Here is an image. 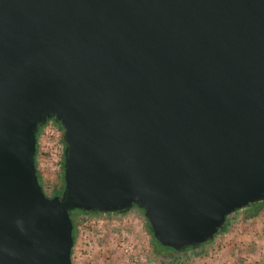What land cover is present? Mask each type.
<instances>
[{
  "label": "water",
  "instance_id": "obj_1",
  "mask_svg": "<svg viewBox=\"0 0 264 264\" xmlns=\"http://www.w3.org/2000/svg\"><path fill=\"white\" fill-rule=\"evenodd\" d=\"M260 201L264 0H0V264H70L72 210L135 206L180 252Z\"/></svg>",
  "mask_w": 264,
  "mask_h": 264
},
{
  "label": "rangeland",
  "instance_id": "obj_2",
  "mask_svg": "<svg viewBox=\"0 0 264 264\" xmlns=\"http://www.w3.org/2000/svg\"><path fill=\"white\" fill-rule=\"evenodd\" d=\"M36 150V173L43 169L38 163L43 162L39 159L41 150L49 152L53 148L51 141L37 137ZM51 168V166H48ZM58 169V170H57ZM45 181L52 187L59 183L60 166L54 170H45ZM244 208L235 210L228 216V224L224 231L215 234L212 241L200 246L198 251L189 249L180 257H176L175 252H169L167 256L157 253L151 245V238L147 232V226L141 210L131 208L125 212L129 220L126 227L130 231L132 240L136 243V249L142 254L143 264H264V209L252 217L245 219ZM94 213H87L85 218L80 212H74L72 217L76 221V235L72 244L71 262L72 264H81L85 262L83 256V247L85 245L84 235L92 237V244L95 247L93 257L96 264L100 258L101 264H127L126 256L122 253L119 245L116 244V238L112 234L113 230L105 225L98 227L90 222L95 217ZM241 231L245 233V238L239 241L236 252L228 250L225 246L230 241L234 242L235 236ZM86 233V234H84ZM250 233V237L247 234ZM247 238V239H246ZM223 248V251L220 249ZM230 249V247H227ZM220 250V251H219ZM153 257V259L151 258ZM99 262V261H98Z\"/></svg>",
  "mask_w": 264,
  "mask_h": 264
},
{
  "label": "built area",
  "instance_id": "obj_3",
  "mask_svg": "<svg viewBox=\"0 0 264 264\" xmlns=\"http://www.w3.org/2000/svg\"><path fill=\"white\" fill-rule=\"evenodd\" d=\"M38 136L41 140L47 139L51 141L53 148L47 152L46 150H41L39 159L43 162L38 164L43 167L42 170L38 171L40 181L42 184V190L50 194L54 187L50 186L45 180L46 173L45 170H54L60 166L61 156L63 151V144L61 142V131L57 125L54 124H44L42 125ZM37 153V152H36ZM51 166V168H48ZM58 170V169H57ZM85 218L86 213H81ZM129 217H126L125 213H109V214H96L94 218L90 220L91 223L97 225L98 227L106 226L113 230V235L116 238V244L119 245L122 253L126 256L127 264H143L142 254L136 249V243L132 240L130 231L126 227V222ZM86 234V233H84ZM85 245L83 249V256L85 257V262L81 264H96V259L93 257L95 247H93L92 237L84 235ZM71 261V259H70Z\"/></svg>",
  "mask_w": 264,
  "mask_h": 264
},
{
  "label": "trees",
  "instance_id": "obj_4",
  "mask_svg": "<svg viewBox=\"0 0 264 264\" xmlns=\"http://www.w3.org/2000/svg\"><path fill=\"white\" fill-rule=\"evenodd\" d=\"M52 120H53V119H52ZM53 121H54V120H53ZM54 122H55V121H54ZM57 126L59 127V129H60V131H61L60 126H59L58 124H57ZM41 127H42V126H39L38 129H37V132H36V135H35L36 141H37V137H38V134H39V131H40ZM36 150H37V144H35V153H34V159H35V160H34V164H35V167H36ZM62 158H63V156H61V162H60V175H59V183H58V185H60V190H59V191L62 190V179H61V173H62V171H61V170H62ZM36 174L38 175V172H37ZM38 182H39V180H38ZM133 208H136V209H137V207H133ZM261 209H264V201H260V202H256V203L248 204V205L244 208L245 213H244L243 217H244L245 219L252 218V217H254V216L258 213V211L261 210ZM138 210H139V209H138ZM141 211H142V210H141ZM74 212L84 213V212H81V211H78V210H72V211H70V213H69L70 218H71V222H72L71 235H72L73 243H74V239H75V235H76V226H77L76 221H75V220L73 219V217H72V215H73ZM125 212H126V211H122V212H118V213H125ZM87 213H94V214H98V215H99V213H96V212H86V214H87ZM227 218H228V217H227ZM144 222H145V224H146V226H147V232H148V234H149V236H150V238H151V245H152L153 249L156 250L157 253H159V252L162 251V250L177 253L176 251H174V250H173L172 248H170V247H166V246H162V245H160V244L156 241V239L152 236V233H151V230H150L149 224H148V222L146 221L145 218H144ZM227 224H228V219H226L224 225L222 226V228H221L217 233H220V232L224 231L225 228H226V225H227ZM217 233H216V234H217ZM214 236H215V234L213 235L212 239L214 238ZM212 239H211L210 241H212ZM210 241H208V242H210ZM208 242H206V243H208ZM73 243H72V244H73ZM206 243H203V244H206ZM203 244L197 245V246H195V247H186L184 250H187V249H197V248H199L200 246H202ZM184 250H182V251H180V252H183ZM71 252H72V247H71V249H70V259H71ZM70 264H72L71 261H70Z\"/></svg>",
  "mask_w": 264,
  "mask_h": 264
},
{
  "label": "crops",
  "instance_id": "obj_5",
  "mask_svg": "<svg viewBox=\"0 0 264 264\" xmlns=\"http://www.w3.org/2000/svg\"><path fill=\"white\" fill-rule=\"evenodd\" d=\"M244 236H246V234L245 233H242L241 231H239V233L235 236V238H234V242H232V241H230V243H229V245H227V246H225V247H223V248H225V250L226 251H228V250H230V252L231 251H234V252H236V250L238 249V245L240 244L239 243V241L242 239H244L245 237ZM247 237L249 238L250 237V233H248L247 234ZM215 239V238H214ZM247 239V238H246ZM238 244V245H237ZM227 247H230V249H227ZM223 248L222 249H220L221 251H223ZM200 249V248H199ZM199 249H195L194 251H198ZM189 250V249H188ZM188 250H185V251H183V252H177V253H175L176 254V257L178 258V257H180L182 254H184V253H186ZM219 250V251H220ZM199 252V251H198ZM160 253H162V254H165L166 256L169 254L170 255V253H169V251H165V250H162V251H160ZM152 259H153V257H151ZM99 261V262H98ZM98 261H97V263L98 264H101V261H100V258L98 259Z\"/></svg>",
  "mask_w": 264,
  "mask_h": 264
},
{
  "label": "flooded vegetation",
  "instance_id": "obj_6",
  "mask_svg": "<svg viewBox=\"0 0 264 264\" xmlns=\"http://www.w3.org/2000/svg\"><path fill=\"white\" fill-rule=\"evenodd\" d=\"M45 124H54V125H57V123L54 122L52 119H47L46 122H45ZM37 179L39 180V184H40L41 187H42V184H41V181H40L39 174L37 175ZM59 190H60V185H57V186L54 187L53 191H52L50 194L46 193L44 190H43V192L45 193L46 196L49 197V196H53V195H58V194L61 192V191H59ZM134 207H135V206H134ZM137 209L141 210L140 208H137ZM227 219H228V218H227Z\"/></svg>",
  "mask_w": 264,
  "mask_h": 264
}]
</instances>
